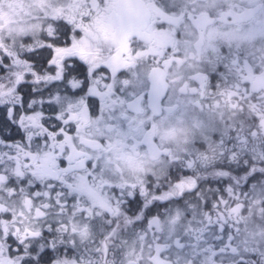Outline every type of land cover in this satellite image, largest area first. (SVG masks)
<instances>
[{
  "label": "snow or ice",
  "instance_id": "6c2138e0",
  "mask_svg": "<svg viewBox=\"0 0 264 264\" xmlns=\"http://www.w3.org/2000/svg\"><path fill=\"white\" fill-rule=\"evenodd\" d=\"M0 264H264V0H0Z\"/></svg>",
  "mask_w": 264,
  "mask_h": 264
}]
</instances>
